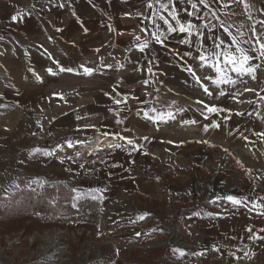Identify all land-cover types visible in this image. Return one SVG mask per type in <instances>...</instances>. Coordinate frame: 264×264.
<instances>
[{
	"label": "rangeland",
	"instance_id": "obj_1",
	"mask_svg": "<svg viewBox=\"0 0 264 264\" xmlns=\"http://www.w3.org/2000/svg\"><path fill=\"white\" fill-rule=\"evenodd\" d=\"M248 3L241 12L245 25L254 23ZM102 5L97 0H0V262L204 264L187 252L199 232L178 211L202 213L216 202L207 198L201 205L191 199L187 186L195 177L197 184L201 177L215 178L213 184L221 187L226 171L240 175L248 170L253 146L258 145V155L264 152V22L254 40L259 56L252 71L256 77L250 79L225 66V53L217 45H211V55L203 54L182 42L187 33L168 32L166 26L160 35L157 17H146L142 4L131 11V20L123 17L126 6L120 2L114 5L118 17H112L117 13L113 5H106L107 16L95 15ZM178 20L185 26L190 22ZM118 25L129 27L121 30ZM197 29L201 32L190 37L205 45V30L201 25ZM145 43L148 47L140 51ZM185 46L190 49L183 50ZM201 54L205 60L199 59ZM238 75L239 80H229ZM97 89L126 106L121 121L134 144L141 116L151 139H163L157 147L150 146L144 171L150 179L181 187L176 211L158 208L170 201L159 187L157 196L143 198L152 210L129 222L126 211H103L100 198L79 190L73 178L44 177L52 169L45 158L57 141L76 143L92 154L88 147L108 138L109 130L99 129L95 116L87 114ZM157 95L164 97L166 110L155 111L152 97ZM206 105L218 111L208 112ZM129 154L140 158L134 150ZM171 213L175 220L169 219ZM178 238L183 244L176 243ZM172 249L178 250L175 256Z\"/></svg>",
	"mask_w": 264,
	"mask_h": 264
},
{
	"label": "crops",
	"instance_id": "obj_2",
	"mask_svg": "<svg viewBox=\"0 0 264 264\" xmlns=\"http://www.w3.org/2000/svg\"><path fill=\"white\" fill-rule=\"evenodd\" d=\"M97 1H100L103 5L102 9L95 15L99 17L107 16L105 14L107 10H104L107 7L106 5H113L111 10L117 13L112 17H118L121 13L119 14L118 9H114V5L120 2L124 7L126 6L123 17H127V19L131 17L130 14L134 7L142 4L146 8L145 13L143 11L146 17H157L156 26L160 28L161 33L168 25L160 17L163 16L169 22L170 19H173L172 15H175L176 19L188 18L189 23L195 26L191 29L192 33L201 32L197 29L198 25H201V29L205 30L202 33H206L204 34L205 45L203 41L195 42L193 41L195 38L188 36L187 40L191 41V47L197 48L199 53H209L211 55L214 51L211 45H219L221 52L225 53L221 54V58H225L226 55L229 58L233 56L239 58L241 54L237 49H243L245 54L252 58L244 65L250 71L244 73L247 76L249 74L250 79L256 77V73L253 74L252 71L255 68V60L259 56V51L254 40L255 36L259 34V23L264 22V1L263 3H256V0H247L248 4L251 5L254 17V23L250 22L251 25L250 23L249 25L243 24L241 18V12L245 9L242 5L246 0H205L208 7L200 4L199 0ZM161 3H164L167 7H161ZM148 4H152V7L149 8ZM192 4H196V7L193 8ZM169 13H172V15ZM200 19L203 20L200 21ZM195 21H199L200 24ZM172 24H176V21ZM115 26L117 27V25ZM118 26L121 27L119 28L121 30L129 27L128 25ZM146 27L148 28L149 25ZM178 29L179 27L176 32L172 33L181 35L182 33ZM113 30L116 31L117 28ZM223 42H225V47L222 46ZM185 47L188 48L183 47V50L190 49L189 46ZM176 61L180 62L177 58ZM225 66L233 68V65L228 64L226 59ZM235 67H240V65L237 64ZM87 69H89L88 66ZM260 74L264 76V70ZM230 79L239 80V75L235 78L234 76L230 77ZM95 91L92 93H94L93 96L97 100L88 107L87 114L95 116V124L99 129L109 130L108 138L110 137L109 139L115 143L107 145L111 141L106 136L101 137V142L88 147L87 150L94 151L90 154L92 151L86 153V150L76 143L70 142L61 145L62 141H57V148H52V155L45 158L52 169L49 170L50 172L45 173L44 177L51 181L73 178L79 190L95 194L100 198L103 211L106 213L126 211L128 213L126 220L129 222L136 223L142 219L141 217L145 216L146 211L148 212L151 207L143 198L157 196L159 187L163 191L161 196L169 197L170 201L158 204V208L176 211L181 207V202L176 201V195L182 190L181 187L175 186V183L174 185L166 184L162 178L159 180L150 179L147 176L148 171H144L145 164L150 160V146L157 147L161 140L163 142V139H159L156 135L152 136L151 139L148 122L144 116H141V123L136 125L140 128V133H137L139 137L136 139V144L133 142L128 143L130 139L127 133L128 130H125L127 126L122 125L121 121V119L125 120V117L122 118L121 114H127L126 106L105 97L103 89ZM262 91L264 90L262 89ZM262 96H264V93ZM152 98L154 99L155 111L166 110L164 99H162L164 97L157 95ZM148 106L150 107L149 104ZM107 116L110 117L109 120H105ZM259 120H261V117ZM123 129L125 133L120 138ZM117 140L119 141L117 142ZM168 142L171 141L168 140ZM249 146L251 147L250 144ZM253 147L255 148H252L254 153L250 156L254 160L246 165L248 170L240 175L226 171L225 183H222L221 187L213 184L215 178L210 179L206 176L199 178L200 181L197 184L195 179H198V177H195L196 175H194L195 179L191 180L189 186H187L188 192L192 196L191 199H196V203L202 201L201 205H204L206 201L203 202V200L207 198H209L208 201L213 199L217 202L205 206V212L191 210L184 217L185 221H190L199 232L193 250L187 252L190 257L202 259L204 264H264V152H261L260 156L258 150H256L258 145ZM132 150L139 153L140 158L134 159L129 154V151ZM241 159L246 162L242 157ZM237 168L239 169V167ZM204 182L206 186L202 187ZM202 191H204V194ZM211 195L214 196L209 197ZM228 196L240 200L241 203L233 204L227 199ZM171 218L175 220L172 213L169 216V219ZM172 251L174 256L178 253V250L172 249ZM179 256H181V253ZM0 264L2 263L0 262Z\"/></svg>",
	"mask_w": 264,
	"mask_h": 264
},
{
	"label": "snow or ice",
	"instance_id": "obj_3",
	"mask_svg": "<svg viewBox=\"0 0 264 264\" xmlns=\"http://www.w3.org/2000/svg\"><path fill=\"white\" fill-rule=\"evenodd\" d=\"M199 2H200V4H203L205 7H208V5L205 3V0H199ZM147 6H148L149 8H151V7H152V4H148ZM161 7L166 8L167 5H165L164 3H161ZM192 7L195 8V7H196V4H192ZM169 14L172 15V13H169ZM160 18H161L162 20H164V23H165V24L168 25V28H167V31H168V32H176V31H177V28H176V27H173V25H172L171 23H169V21H168L167 19H165L163 16L160 17ZM172 18H173L174 20H176V24L179 26V29H178L179 32H181V33H187L188 36H192V35H193L191 29H193V28L195 27L194 25H192L191 23H189L187 26H185L184 24H182V23L180 22V20L176 19L175 15H172ZM15 19H16V17L14 16V17H13V20H15ZM160 35H162V33H161ZM160 35H157L156 33H153V36H154V38H155V41H156L157 43L161 44L162 46H164L165 42H164V40H162V39L160 38ZM137 39H139V37H137ZM182 42H183V43H189V44H191V41H190V40H184V41H182ZM147 47H148V45H147L146 43H145L144 45H141V46H140V51H144V49L147 48ZM217 47H219V45H217ZM260 48L262 49V51H261L260 54H261L262 56H264V43H262V44L260 45ZM237 51L240 52V54H241L240 57H239V58H236V57L233 56V57L229 58V57L226 55V56H225L226 62H227L228 64L233 65L232 70L235 71V72H237V73L242 74V73L245 72V71H250V69H246V68L244 67V65H246V64L248 63V61H249L250 59H252V58L249 57V56H247V55L245 54V52H244L243 49L238 48ZM185 55H189V53H185ZM199 59H201V60H205L206 58H205V56L201 55V56L199 57ZM237 64H239L240 67H235V65H237ZM61 70L63 71V70H65V69H61ZM67 71H72V69L69 68V69H67ZM85 71H86V72H89V73L91 72L90 69H85ZM149 71H151V69H149ZM217 71H220V69H217ZM224 82H228V81H224ZM204 91H205V92H208V89L205 88ZM208 94L211 95L210 92H209ZM221 95H223V93H221ZM117 103H119V101H117ZM205 107L207 108V111H208V112H217V111H218V109H217L215 106H213V107H208V106L206 105ZM193 122H195V121H193ZM213 126L218 127L219 125H213ZM205 130H207V129H205ZM128 143L131 144L132 141L129 140ZM117 147H119V145H117ZM61 163H63V161H61ZM227 199H228L229 201H231L233 204H240V203H241L240 200H237V199H235V198L232 197V196H228ZM141 218H143V217H141Z\"/></svg>",
	"mask_w": 264,
	"mask_h": 264
},
{
	"label": "bare ground",
	"instance_id": "obj_4",
	"mask_svg": "<svg viewBox=\"0 0 264 264\" xmlns=\"http://www.w3.org/2000/svg\"><path fill=\"white\" fill-rule=\"evenodd\" d=\"M107 140H108V139H107ZM106 143H107V142H106ZM100 144H101V143H100ZM91 148H92V147H91ZM53 243H54V244H57V243H58V240H54ZM48 247H50V245L44 246L42 250H43L44 252H46V250H47ZM51 254H55V253H51ZM55 256H56V257H59V256H57L56 254H55ZM63 259H64V258H63Z\"/></svg>",
	"mask_w": 264,
	"mask_h": 264
},
{
	"label": "trees",
	"instance_id": "obj_5",
	"mask_svg": "<svg viewBox=\"0 0 264 264\" xmlns=\"http://www.w3.org/2000/svg\"><path fill=\"white\" fill-rule=\"evenodd\" d=\"M191 212V209L189 210V212H188V210H183V209H181V210H179L178 211V213H179V215H183V216H186L187 214H189Z\"/></svg>",
	"mask_w": 264,
	"mask_h": 264
},
{
	"label": "water",
	"instance_id": "obj_6",
	"mask_svg": "<svg viewBox=\"0 0 264 264\" xmlns=\"http://www.w3.org/2000/svg\"><path fill=\"white\" fill-rule=\"evenodd\" d=\"M175 241H176L178 244H183L179 238L176 239Z\"/></svg>",
	"mask_w": 264,
	"mask_h": 264
},
{
	"label": "built area",
	"instance_id": "obj_7",
	"mask_svg": "<svg viewBox=\"0 0 264 264\" xmlns=\"http://www.w3.org/2000/svg\"><path fill=\"white\" fill-rule=\"evenodd\" d=\"M233 169H235L236 171L238 170L237 168H233ZM181 240V239H180ZM181 242L183 243V241L181 240Z\"/></svg>",
	"mask_w": 264,
	"mask_h": 264
}]
</instances>
